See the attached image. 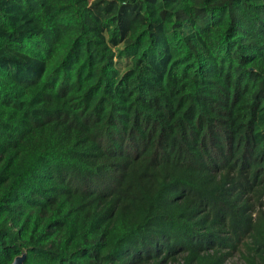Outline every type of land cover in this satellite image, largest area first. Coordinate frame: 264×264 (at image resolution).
Masks as SVG:
<instances>
[{
	"label": "trees",
	"instance_id": "trees-1",
	"mask_svg": "<svg viewBox=\"0 0 264 264\" xmlns=\"http://www.w3.org/2000/svg\"><path fill=\"white\" fill-rule=\"evenodd\" d=\"M264 264V0H0V264Z\"/></svg>",
	"mask_w": 264,
	"mask_h": 264
},
{
	"label": "rangeland",
	"instance_id": "rangeland-1",
	"mask_svg": "<svg viewBox=\"0 0 264 264\" xmlns=\"http://www.w3.org/2000/svg\"><path fill=\"white\" fill-rule=\"evenodd\" d=\"M229 264H245V262L241 259L239 254H235L230 261L228 262Z\"/></svg>",
	"mask_w": 264,
	"mask_h": 264
},
{
	"label": "water",
	"instance_id": "water-1",
	"mask_svg": "<svg viewBox=\"0 0 264 264\" xmlns=\"http://www.w3.org/2000/svg\"><path fill=\"white\" fill-rule=\"evenodd\" d=\"M25 258H26V254H22L20 256H17L12 264H23Z\"/></svg>",
	"mask_w": 264,
	"mask_h": 264
}]
</instances>
